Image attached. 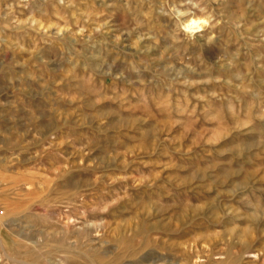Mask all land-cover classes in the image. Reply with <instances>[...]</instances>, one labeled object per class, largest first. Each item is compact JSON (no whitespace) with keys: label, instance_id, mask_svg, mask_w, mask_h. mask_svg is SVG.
Listing matches in <instances>:
<instances>
[{"label":"rangeland","instance_id":"1","mask_svg":"<svg viewBox=\"0 0 264 264\" xmlns=\"http://www.w3.org/2000/svg\"><path fill=\"white\" fill-rule=\"evenodd\" d=\"M193 2L0 0L1 264H264V0Z\"/></svg>","mask_w":264,"mask_h":264},{"label":"clouds","instance_id":"2","mask_svg":"<svg viewBox=\"0 0 264 264\" xmlns=\"http://www.w3.org/2000/svg\"><path fill=\"white\" fill-rule=\"evenodd\" d=\"M187 3L192 4L193 8L198 6L196 3L193 2V0H187ZM171 11L174 12L178 20L180 17L189 15V11H181L175 6H173ZM211 21L212 17L210 15L200 17L191 16L188 20L181 22L180 27L190 38H192L195 37L197 33L202 32L204 28L208 27L211 24Z\"/></svg>","mask_w":264,"mask_h":264},{"label":"bare ground","instance_id":"3","mask_svg":"<svg viewBox=\"0 0 264 264\" xmlns=\"http://www.w3.org/2000/svg\"><path fill=\"white\" fill-rule=\"evenodd\" d=\"M188 19H189V18H188ZM188 19H185V21L188 20ZM97 62H98V61H97ZM2 256H3V257L6 256L5 251H2Z\"/></svg>","mask_w":264,"mask_h":264},{"label":"built area","instance_id":"4","mask_svg":"<svg viewBox=\"0 0 264 264\" xmlns=\"http://www.w3.org/2000/svg\"><path fill=\"white\" fill-rule=\"evenodd\" d=\"M0 264H1V259H0Z\"/></svg>","mask_w":264,"mask_h":264}]
</instances>
